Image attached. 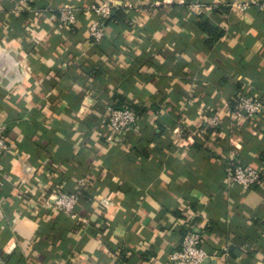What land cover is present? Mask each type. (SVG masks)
I'll use <instances>...</instances> for the list:
<instances>
[{
	"label": "crops",
	"instance_id": "1",
	"mask_svg": "<svg viewBox=\"0 0 264 264\" xmlns=\"http://www.w3.org/2000/svg\"><path fill=\"white\" fill-rule=\"evenodd\" d=\"M105 2L124 18L94 41L89 7ZM263 2L33 0L17 13L0 0V264H168L191 225L204 264H264ZM241 94L263 102L249 123L226 111ZM108 105L141 113V132L106 146ZM236 164L259 183L228 185ZM60 192L79 193L74 218L44 206Z\"/></svg>",
	"mask_w": 264,
	"mask_h": 264
},
{
	"label": "built area",
	"instance_id": "2",
	"mask_svg": "<svg viewBox=\"0 0 264 264\" xmlns=\"http://www.w3.org/2000/svg\"><path fill=\"white\" fill-rule=\"evenodd\" d=\"M33 0H14V10L22 12L32 4ZM264 8V2L262 3ZM244 8V7H243ZM111 3H100L89 7V11L95 15V20L89 26V33L94 41L104 38L105 20L112 13ZM78 11L70 6L62 7L59 10L57 22L62 27H71L77 21ZM263 102L260 98L251 95H237L232 99V105L227 108V113L241 123H249L256 119L262 112ZM103 126L99 131L106 146L117 145L122 142L130 133L141 132V118L128 105L116 107L106 106L102 116ZM206 124L210 128H216L220 119L216 115L207 117ZM9 146L6 135L0 131V155L7 152ZM262 177L261 171L236 164L228 175L227 183L230 186L236 185L244 190H249L257 185ZM44 189L41 188L40 196L43 197ZM79 193L60 192L53 196L44 198V206L69 215L74 218V208L78 202ZM207 254L203 248V231L196 225H191L184 233L179 247L173 250L168 257V264H204Z\"/></svg>",
	"mask_w": 264,
	"mask_h": 264
},
{
	"label": "trees",
	"instance_id": "3",
	"mask_svg": "<svg viewBox=\"0 0 264 264\" xmlns=\"http://www.w3.org/2000/svg\"><path fill=\"white\" fill-rule=\"evenodd\" d=\"M122 17L124 18V16H122V14H121V11H117V10L113 11L112 10V13L110 14V16L105 20V24L108 23L109 21L117 20V19L122 18ZM199 25L202 28V30L205 31L210 36V39L207 41L208 45H212L213 41L220 34H216V31H215L216 29H214L212 26H210L206 21L201 22ZM128 106L132 108L131 105H128ZM132 109L137 113V115H139V116L141 115V113L136 111L134 108H132Z\"/></svg>",
	"mask_w": 264,
	"mask_h": 264
},
{
	"label": "water",
	"instance_id": "4",
	"mask_svg": "<svg viewBox=\"0 0 264 264\" xmlns=\"http://www.w3.org/2000/svg\"><path fill=\"white\" fill-rule=\"evenodd\" d=\"M204 262H205V263H208L209 261H208V259H206Z\"/></svg>",
	"mask_w": 264,
	"mask_h": 264
}]
</instances>
